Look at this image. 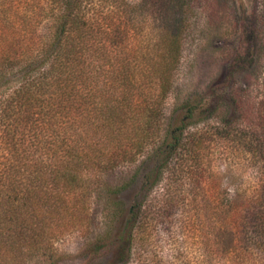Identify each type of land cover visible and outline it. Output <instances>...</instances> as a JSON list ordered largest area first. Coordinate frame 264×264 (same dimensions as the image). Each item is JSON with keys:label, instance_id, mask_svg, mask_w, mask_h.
Returning a JSON list of instances; mask_svg holds the SVG:
<instances>
[{"label": "trees", "instance_id": "16d2710c", "mask_svg": "<svg viewBox=\"0 0 264 264\" xmlns=\"http://www.w3.org/2000/svg\"><path fill=\"white\" fill-rule=\"evenodd\" d=\"M114 1L0 0V256L14 258L12 246L33 244L37 229L50 227L73 209V223L82 224L87 218L89 174L96 169H109L124 158L132 161L150 150L157 177L166 172L170 180L152 212L157 218L177 203L169 194L171 181L178 174L192 178L195 173L190 159L196 156L197 138L190 127L196 106L188 102L176 125L160 129L186 35L185 2L141 0L153 11L151 29L158 31L157 37L149 39L143 33L146 26L150 29L145 26L148 17L136 16L127 29L147 38L145 46L133 52L99 53L97 41L114 37L110 24L99 22L101 3ZM127 4H120V9ZM99 56L106 57L105 68ZM112 57L119 66L110 62ZM98 77L107 84L101 99ZM10 83L12 88L7 87ZM154 83L157 89L152 91ZM145 91L148 99L131 97ZM84 109L93 112L92 122L87 116L94 132L104 134L106 129L107 140L126 141L121 150H100L98 142L83 140ZM263 188L231 212L209 205L206 197V264H264ZM76 196L83 198L78 204L71 199ZM180 201L186 204L187 198ZM143 207L136 198L126 209L120 261L132 258L139 239L136 264H158L141 250L152 238V222L157 219L148 220Z\"/></svg>", "mask_w": 264, "mask_h": 264}, {"label": "rangeland", "instance_id": "374dc122", "mask_svg": "<svg viewBox=\"0 0 264 264\" xmlns=\"http://www.w3.org/2000/svg\"><path fill=\"white\" fill-rule=\"evenodd\" d=\"M126 2L123 11L120 4ZM184 2L186 35L160 125L161 130L173 127L188 102L196 106L197 115L190 127L197 138L196 156L190 159L195 173L192 178L178 174L176 181H171L169 194L177 203L169 214L152 216L170 180L166 172L157 177L153 168L156 157L146 150L132 161L124 158L109 169L89 174L87 218L82 224L73 223L75 211L71 207L72 214L55 219L50 227L37 229L33 244L12 246L9 252L14 258L2 255L5 259L0 256V264H136L139 239L134 243L132 258L120 261L126 239V209L136 198L141 199L150 215L148 220L157 218L152 222L156 224L152 238L143 243L141 250L150 253L158 264H206V197L209 205L231 212L243 198H254L264 187V0ZM101 6L99 22L110 24L114 37L97 41L99 53L107 54L109 49L133 52L145 46L147 38L136 35L134 29L128 31L127 25L136 16L148 17L145 26L151 29L155 18L150 15V6L144 8L141 0H115ZM150 29L146 26L143 33L155 39L158 31ZM112 42L116 47L111 46ZM152 50L157 51L155 45ZM96 59L106 67V57ZM112 61L119 66L115 57ZM105 82L98 77L100 99L106 95ZM12 86L10 83L7 87ZM151 87L156 90L157 83ZM145 89L149 90L146 85ZM146 91L131 97L143 101L148 99ZM84 112L83 140L98 142L100 150H121L126 141L117 142L116 137L107 140L110 135L106 129L101 131L105 135L94 132L89 123L93 112ZM79 196L71 199L77 203L83 199ZM183 198H187L186 204L180 201Z\"/></svg>", "mask_w": 264, "mask_h": 264}]
</instances>
